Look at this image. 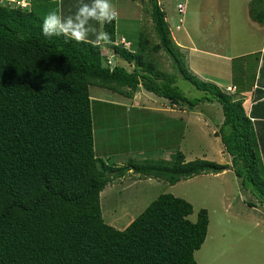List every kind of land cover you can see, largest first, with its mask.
Here are the masks:
<instances>
[{
    "label": "trees",
    "instance_id": "16d2710c",
    "mask_svg": "<svg viewBox=\"0 0 264 264\" xmlns=\"http://www.w3.org/2000/svg\"><path fill=\"white\" fill-rule=\"evenodd\" d=\"M32 1L30 12L0 4V264H198L195 253L204 245L210 223L206 209L192 222L191 203L163 194L121 231L105 223L101 193L128 174L174 186L233 170L257 201L248 205H264L262 70L248 116L242 100L188 70L159 0H149L158 42L143 33L136 52L115 45V15L104 21V42L114 51L111 64L99 44L98 21L90 20L78 40H46L40 34L45 15ZM82 2L90 5L92 0ZM249 15L264 24V1H251ZM159 51L172 61L175 74L155 68L151 56ZM179 77L206 96L187 99L176 86ZM140 86L176 106L220 104L224 121L216 135L232 165L187 161L181 152L171 162L128 160L123 165L98 157L90 88L130 98Z\"/></svg>",
    "mask_w": 264,
    "mask_h": 264
},
{
    "label": "rangeland",
    "instance_id": "374dc122",
    "mask_svg": "<svg viewBox=\"0 0 264 264\" xmlns=\"http://www.w3.org/2000/svg\"><path fill=\"white\" fill-rule=\"evenodd\" d=\"M13 1L11 0L14 8L16 6L21 8L25 5L26 7L23 8L26 9L29 6L24 1ZM125 1L119 0L117 5L119 8L117 32L132 44L128 50L133 51L138 47L142 32L145 36L148 34L150 40L153 39L157 43L150 24L151 2L143 1L144 5L139 3L138 7L135 5L136 3H133V8H127L124 6ZM159 1L166 14L169 11L168 7H174V27L181 25L180 19H184V17L185 24H187L191 10L188 15V11L182 15L176 9L178 2L185 0ZM35 2L40 3L39 0H35ZM52 7L55 8V5ZM52 7L48 5L46 11L53 10ZM193 8L192 5L191 9ZM35 9L37 10V8ZM241 25H243V28H240L241 36L237 37V40H243L244 36L248 38L249 35H253L254 30L245 20L237 21L233 25L234 30ZM183 30L185 29L182 28L181 32ZM153 57L157 70L169 74L176 73L172 61L163 51H159ZM252 61L255 59L252 58ZM127 69L132 70L129 66ZM176 86L192 102L206 96L203 91L198 90L190 81L182 77L178 78ZM90 96L92 98L95 153L107 164L123 165L128 160L171 162L177 152H181L187 161L205 159L219 164L226 163V158L219 155L213 146L212 139L205 135L204 130L200 129L201 123L199 122L194 121L188 132L187 128L183 126L179 129L180 133L174 135L168 133L167 136L164 134L166 138L152 137L154 126L137 125L136 127L133 124H128V127L126 126L128 129L123 128L122 116L120 119L117 107L114 108L105 103V101L114 98L123 100L119 94L105 90V88L91 87ZM209 104L208 102L199 103L197 107L200 111H205L216 116L217 119L223 120V110L220 104L217 102ZM142 136L146 140L138 141ZM159 139H162L158 142L160 146L157 143ZM224 152L225 156H228L226 151ZM138 178L142 182L139 181L135 185ZM141 178L135 174L127 175L125 178L117 179L113 184H109L101 193L102 216L106 224L117 230H125L160 195L171 194L185 199L193 205L194 212L189 218L192 222L197 221L198 214L202 209L208 211L210 223L207 242L195 253L198 264H264V205L258 204L256 208L249 207L248 203L256 199L250 192L243 190L240 193L234 175L220 178L218 176L206 178L205 175H200L190 180L181 181L174 186L163 181H153L154 184L147 183V180ZM228 203L230 205L227 208Z\"/></svg>",
    "mask_w": 264,
    "mask_h": 264
},
{
    "label": "crops",
    "instance_id": "0c3cea01",
    "mask_svg": "<svg viewBox=\"0 0 264 264\" xmlns=\"http://www.w3.org/2000/svg\"><path fill=\"white\" fill-rule=\"evenodd\" d=\"M16 1H24L29 4L26 9L22 7L28 12L34 10L32 0ZM82 1L83 0H48L45 3L41 1V4L36 3V8L38 13L46 15L48 11L42 7L45 5H51V7L55 5V8L52 7V9L57 10L62 17H68L75 15L78 8L83 5ZM143 1L148 2L149 0H126L124 6L133 8V3H136L135 5H137V7L139 3L143 6ZM169 1L171 0H167V2ZM251 1L253 0H185L184 2H178L176 8L177 12L179 4H184L186 6V13L188 11L187 15L189 14V10H191L187 24H185L186 21H184V17L182 24L177 25L179 28L177 26L174 27V7H168L169 11L167 14L169 15H167L166 11L161 7L166 15V22L169 26L171 37L175 45L184 55L188 70L201 81L214 83L226 93H228L227 88H234V91L228 94L232 95L236 100L243 101V107L248 116L255 103V90L258 86L261 70L264 83V24L256 23L250 18L249 4ZM118 2L119 0H108L110 8L116 17V42L122 39L127 41L126 37L119 35L117 32ZM158 2L160 5V1ZM0 4L13 9L18 8L17 6L16 8L12 7L11 0H0ZM192 5L195 8H193L194 10L191 9ZM149 11L151 10L149 9ZM149 13L151 17V12ZM242 20L248 21L254 31L253 35H249L248 38L244 36L243 40H237L241 36L240 28H243V25L238 26L236 30H234L233 25L237 21ZM150 21L151 27L153 28L152 19ZM98 24V40L103 49L102 51L104 54L112 56L114 51L109 49L106 42H104V21H98ZM182 28L185 29L183 30L184 34L181 32ZM91 32L94 33V31ZM91 36L95 38L93 34ZM148 37L150 36L148 35ZM151 40L153 41V39ZM153 42H155V40ZM137 48L132 52H136ZM153 56L154 55L151 56V59L154 58ZM252 58L255 59V61H252ZM118 63L121 66L126 68L129 66V68L133 69L132 66L128 65L122 59H118ZM262 66L263 69H261ZM261 88H264V84H261ZM116 94L118 95V93ZM119 96H121L123 100L114 98L113 100L105 101V103L109 106L112 105L114 108L117 107L116 110H118L120 114V119L122 116V125L124 129L128 127V124H133L136 127L137 125H146L147 127L154 126L155 129L152 137L160 136V138H166L168 133H173V135L178 132L180 133L179 129L183 126L187 128L188 132L191 125L193 126L194 121H196L201 123L200 129L205 131V135L212 139V144L218 151V154L226 158L225 164L232 165L231 156L227 152L228 156H225L224 151L226 150L221 138L216 136V133L223 124L224 116L223 120L217 119L216 116H212L210 113L208 114L205 111H200L197 107L198 105L194 108L176 106L169 100L144 90L142 86H140L137 92L130 98L120 94ZM209 103L210 102H208V104ZM164 134L166 135L165 137ZM144 140H146L144 136L138 139V141ZM160 140L162 141V139H159L157 143ZM158 146H160L159 143ZM229 175H234L236 185L239 186V191L242 193L244 189L242 188L241 181L233 170H228L218 175H205V177L215 178V176H218L220 178L225 176L228 177ZM145 180H147V183L153 184V181H157L154 179ZM139 181L142 182V180L139 179L136 181L135 185H137ZM255 202L256 200L249 203ZM229 205L230 203L226 205L227 208Z\"/></svg>",
    "mask_w": 264,
    "mask_h": 264
},
{
    "label": "clouds",
    "instance_id": "9594fccd",
    "mask_svg": "<svg viewBox=\"0 0 264 264\" xmlns=\"http://www.w3.org/2000/svg\"><path fill=\"white\" fill-rule=\"evenodd\" d=\"M114 16L108 0H92L81 5L74 16L62 17L55 9L49 11L40 24V34L46 39L67 36L78 40L87 32L90 20L110 21Z\"/></svg>",
    "mask_w": 264,
    "mask_h": 264
},
{
    "label": "built area",
    "instance_id": "2783aa9c",
    "mask_svg": "<svg viewBox=\"0 0 264 264\" xmlns=\"http://www.w3.org/2000/svg\"><path fill=\"white\" fill-rule=\"evenodd\" d=\"M12 2H14V1L12 0ZM21 6H22V5H21ZM22 7H26V6L24 5V6H22ZM178 12H179V14L184 15V14L186 13V6H185L184 4H179V5H178ZM182 22H183V19L181 18V19H180V24H182ZM177 27L179 28V26H177ZM115 45L118 46V47H123V48H125V49H129V48H131V44H130L129 42L125 41L124 39H122V40H120V41H117V42L115 43ZM103 54H104V53H103ZM105 55H106V54H105ZM107 56H109V55H107ZM112 58H113V56H110V59H109L108 64H111ZM233 91H234V88H232V87L227 88V92H228V93H229V92H233Z\"/></svg>",
    "mask_w": 264,
    "mask_h": 264
}]
</instances>
